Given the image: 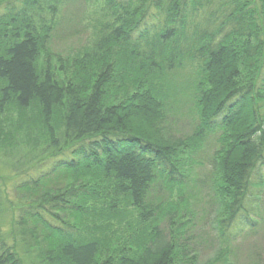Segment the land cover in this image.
Instances as JSON below:
<instances>
[{"label": "trees", "instance_id": "16d2710c", "mask_svg": "<svg viewBox=\"0 0 264 264\" xmlns=\"http://www.w3.org/2000/svg\"><path fill=\"white\" fill-rule=\"evenodd\" d=\"M78 1L100 3L95 44L52 66L40 60L68 0H0V116L10 104L37 107L39 122L28 129L43 132L33 142L46 147L16 174L27 193L41 192L17 204L0 200V213L12 217L10 232L0 229V264H198L200 225L185 197L188 187L196 196L186 164L210 143L208 134L216 143L213 227L229 240L259 224L252 206L260 215L264 0ZM180 104L194 106L200 120L185 139L168 126ZM13 140L0 119L5 155L17 149ZM62 179L71 181L64 189L47 187ZM103 184L115 194L105 209L81 208L97 221L91 229L64 218L81 195L99 201ZM129 206L145 228L114 248L105 232L113 220L126 221Z\"/></svg>", "mask_w": 264, "mask_h": 264}, {"label": "rangeland", "instance_id": "374dc122", "mask_svg": "<svg viewBox=\"0 0 264 264\" xmlns=\"http://www.w3.org/2000/svg\"><path fill=\"white\" fill-rule=\"evenodd\" d=\"M99 5L100 3L98 2L96 4V1H89V3L82 4L78 0H68L66 6L63 9L60 8V11L54 17V27L47 46L48 51L41 56V65L43 64V59L49 60L52 66H56L59 57H72L80 54L82 51L92 49L96 40L95 31L98 17L97 13L100 9ZM42 14L47 19H50V10L45 9L43 12L41 11ZM41 19L37 17V23H40ZM48 53H51L52 58L49 57ZM177 107V111H175L177 114L172 116L169 120L170 125L168 124V126L174 135L178 138L185 139L196 133L200 120L198 115L192 111L195 109L194 106H190L189 108L187 105L181 106L180 104ZM38 118H40V113L37 107L32 106L22 111L14 104L8 105L0 116L2 127L9 135L14 136L13 141L17 147L14 150L8 144L10 150H5L4 148L9 153L8 155H5L0 147V200L9 196L15 200L16 204L20 200L31 201L34 195L40 191L41 187L35 193H27L21 188L24 178L16 177V174L18 175L22 169L32 165L43 154V151L46 153L43 140L39 143L33 142V138H40L43 132L37 129H28L31 123L35 122V124H38ZM208 137L210 143L208 144L206 142L205 145H201V148L199 147L192 154L186 164L189 172L192 169V173L190 174L192 182L190 183L194 185L193 189L196 192V196L189 193L190 187H188L185 197L193 207L196 217L194 223L200 225V228H198L199 232H197L194 238V246L198 253L197 262L198 264H264V204L260 209L261 214L258 216L254 212L258 214L259 210L254 209L252 206L253 210H255L252 212V216L259 220L257 227L244 229L233 236L232 239H223L219 236L217 229L213 227L214 223L216 224V211L210 205V199L213 195L211 193L212 178L214 176L211 159L216 143L213 133L208 134ZM1 144L4 145L2 141L0 142V146ZM32 169H35L34 166ZM32 169L31 172L36 173V175L39 174L35 172L37 170ZM59 172H65V167L60 168L56 173L52 174V183L53 176ZM205 179L207 180L204 183L203 181ZM70 182L62 179L58 183H50L47 187L55 191L61 188L64 189L65 185ZM103 186L106 188L102 189V198L99 201H94L93 199L89 203H86L83 195H81L79 198L71 201L75 205V209L71 212L69 210L62 213L64 218L69 221L72 220L76 227L80 228L84 223L86 225H84V229H91L92 226L88 227V224L92 223V225H95L97 221L94 220L93 222L92 219H88L86 212L89 209L92 210L94 207H96L95 209L97 211L100 208L101 210L105 209L115 196L112 186L109 187L106 184H103ZM81 208L86 209V212H83ZM10 212L0 213V229L4 232H10L11 230L12 217ZM127 212V219L124 223L119 224L116 220H113L114 226L105 232L113 241L114 248L120 243L128 242L141 227L145 228L144 224H140L138 212L132 206L128 207ZM2 215H5V217L2 218ZM161 226L165 232H169L167 221L162 222ZM71 231L73 233L75 232V230ZM92 231H94V228ZM96 233V236L104 235L101 232ZM87 234L89 233L84 232L81 235L86 236Z\"/></svg>", "mask_w": 264, "mask_h": 264}]
</instances>
